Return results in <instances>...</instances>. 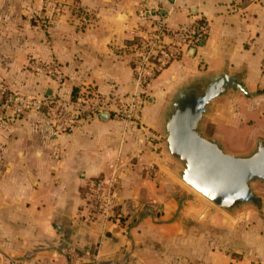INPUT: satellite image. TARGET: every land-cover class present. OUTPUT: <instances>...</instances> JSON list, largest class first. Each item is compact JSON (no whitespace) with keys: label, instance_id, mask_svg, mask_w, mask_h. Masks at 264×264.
I'll list each match as a JSON object with an SVG mask.
<instances>
[{"label":"crops","instance_id":"obj_1","mask_svg":"<svg viewBox=\"0 0 264 264\" xmlns=\"http://www.w3.org/2000/svg\"><path fill=\"white\" fill-rule=\"evenodd\" d=\"M78 1L96 15L91 27H55L44 43L32 41L27 50L32 58L56 61L63 74L59 89L46 77L40 80L45 95L68 99L82 86L109 99L129 100L140 92L124 50L136 10L167 6L178 12L169 27L201 20L208 35L193 53L183 48L179 60L147 86L146 102L134 100L121 116L101 112L106 117L99 113L53 136L46 112L16 120L0 115V264H264L260 233L247 237L245 228L225 230V219L215 231L193 219L187 207H175L179 185L166 171L160 132L172 91L191 78L224 69L243 73L250 90H262L257 99L264 97V0ZM231 98L225 100L243 97ZM209 122L217 124L215 115ZM259 134L249 131V143L239 151L228 148L217 127L212 136L229 152L246 153ZM103 174L117 177V211L128 219L140 215L132 226L86 218L88 185Z\"/></svg>","mask_w":264,"mask_h":264},{"label":"rangeland","instance_id":"obj_2","mask_svg":"<svg viewBox=\"0 0 264 264\" xmlns=\"http://www.w3.org/2000/svg\"><path fill=\"white\" fill-rule=\"evenodd\" d=\"M169 2L174 5V0H169ZM166 8L167 6L160 5L152 9L143 8L136 10L135 20L137 21L132 28L135 30L137 29L138 32L142 31L146 33L148 38L152 39L151 37L156 34L154 26L157 25L159 21L166 23L169 31H171L169 32L170 34L172 31H176L180 28H188L194 24L183 26V24L180 23L178 24L180 25L179 27H169L168 19L177 22L178 12L176 13ZM161 10H164V14L161 13ZM186 15H190L189 9H187ZM96 19L97 17L94 12L82 6L78 0H73L72 2H67V0H0V115H6V120L7 118L16 120L22 117L15 116L11 106H6V97L23 96L33 99L47 97L43 92L45 86L41 84L40 80L44 77L49 79V77L38 72L36 68L38 66L47 67L52 64L57 65V63L56 61L48 63L27 56L28 54L26 55V53L29 49V45L32 44L31 42L39 40L44 43L47 40L49 31L55 27L62 26L66 31L75 30L77 32H82L91 27ZM124 50H126L125 54L132 69H134V62L140 52L139 49L130 47V42L128 41L127 47H125ZM180 57L181 54L176 60H179ZM157 76L147 83L138 84L135 82L134 73V82L139 87L140 92L132 94L128 100L129 108L135 104L134 100L146 102V97L148 95V92H145L146 88ZM56 87L59 89L57 85ZM86 87H90L98 92L96 88L92 86H82L75 92H71V98H74L78 91ZM171 88L172 85L167 88L166 93L170 91ZM2 92L4 95L1 96ZM257 92H262V90L257 89ZM103 97L107 99L106 96ZM241 97L243 98L240 100L222 99L223 102L221 104L220 102L222 100L219 102V109L213 110L212 112V114L215 115V123L217 124L209 122V118L203 126L204 132L208 135H212L217 127L220 136L232 151H239L247 147L249 143V131H260L261 135L264 137V97L255 98L257 100L244 98L242 95ZM41 111L45 112L46 110L43 108ZM121 114H119V116H121ZM1 120H3V118H1ZM165 155L168 158L166 171L170 170L171 172L172 170V174L177 181L176 183L179 185V188L175 189L177 196L175 198V207H187V210L191 213L190 215L195 217L193 219L201 221L199 223H206L202 225H208L209 229L212 230L215 229L213 227H221L220 221L225 219V230L245 228L247 237L248 235L258 236L259 233L262 237L264 236L263 185H254L257 194L263 198V204L260 210L254 207H246L235 213L228 214L184 184L174 173V170L179 164L166 152ZM169 163L173 164L172 169H170ZM180 189H184L186 192ZM186 193H190L187 194L188 198L186 197ZM186 200H188V203H186ZM85 206H87V204ZM112 212L113 214H111L106 221L113 220L120 225H124L126 228L132 226L137 217L140 216L137 214L133 219H128L127 216L119 213L115 206ZM256 225L261 226L262 229L259 230ZM204 226L202 228H204ZM198 230H201L203 234L205 233L204 229ZM215 231L219 230L215 229ZM206 236L209 237L208 235Z\"/></svg>","mask_w":264,"mask_h":264},{"label":"water","instance_id":"obj_3","mask_svg":"<svg viewBox=\"0 0 264 264\" xmlns=\"http://www.w3.org/2000/svg\"><path fill=\"white\" fill-rule=\"evenodd\" d=\"M262 94L247 87L243 73L224 69L180 84L161 116L164 151L179 164L176 176L228 214L246 207L262 208L263 198L254 185L264 186V137L257 135L246 153H231L217 137L206 134L203 126L222 99L238 95L255 99Z\"/></svg>","mask_w":264,"mask_h":264},{"label":"built area","instance_id":"obj_4","mask_svg":"<svg viewBox=\"0 0 264 264\" xmlns=\"http://www.w3.org/2000/svg\"><path fill=\"white\" fill-rule=\"evenodd\" d=\"M156 34L148 38L144 32L136 29L130 31V47L139 49L134 62L135 82L147 83L168 65L175 61L186 50L196 47L206 39L208 25L197 21L188 28L172 31L165 22L159 21L154 26ZM36 70L46 76L58 87L63 83V74L57 65L38 66ZM4 93H1V96ZM6 106H11L15 116L21 117L28 112H38L43 108L53 128L52 135L57 136L75 129L82 121L101 112H115L116 115L128 113L130 110L126 98H105L90 87L81 89L74 98L64 99L52 94L43 98L6 97ZM113 107V108H111ZM117 177L100 175L88 185L86 218L91 221H106L113 214L115 206V187Z\"/></svg>","mask_w":264,"mask_h":264},{"label":"trees","instance_id":"obj_5","mask_svg":"<svg viewBox=\"0 0 264 264\" xmlns=\"http://www.w3.org/2000/svg\"><path fill=\"white\" fill-rule=\"evenodd\" d=\"M75 91H76V89H73V90H72V93L75 92Z\"/></svg>","mask_w":264,"mask_h":264}]
</instances>
